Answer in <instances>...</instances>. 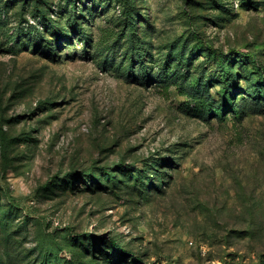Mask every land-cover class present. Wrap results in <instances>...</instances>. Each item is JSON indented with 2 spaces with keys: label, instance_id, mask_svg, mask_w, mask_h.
Instances as JSON below:
<instances>
[{
  "label": "rangeland",
  "instance_id": "rangeland-1",
  "mask_svg": "<svg viewBox=\"0 0 264 264\" xmlns=\"http://www.w3.org/2000/svg\"><path fill=\"white\" fill-rule=\"evenodd\" d=\"M0 264H264V0H0Z\"/></svg>",
  "mask_w": 264,
  "mask_h": 264
},
{
  "label": "trees",
  "instance_id": "trees-1",
  "mask_svg": "<svg viewBox=\"0 0 264 264\" xmlns=\"http://www.w3.org/2000/svg\"><path fill=\"white\" fill-rule=\"evenodd\" d=\"M244 55L248 58H251V59H256V55L254 53H251V52H247V53H244ZM224 64L221 63L220 66H221V70H222V73L221 75L223 76L222 78V81L227 84V85H230V82H231V73L229 72V70L223 66ZM255 88V87H254ZM252 88V89H254ZM256 89V88H255ZM235 111L237 110L236 108L234 109ZM231 111V110H229Z\"/></svg>",
  "mask_w": 264,
  "mask_h": 264
}]
</instances>
